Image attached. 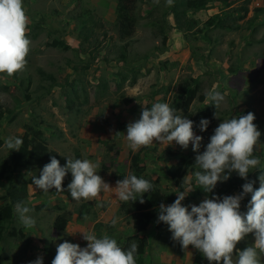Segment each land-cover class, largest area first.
Segmentation results:
<instances>
[{
	"label": "rangeland",
	"instance_id": "1",
	"mask_svg": "<svg viewBox=\"0 0 264 264\" xmlns=\"http://www.w3.org/2000/svg\"><path fill=\"white\" fill-rule=\"evenodd\" d=\"M261 3L264 0H250L246 16L238 22V30H206V35L198 39V35L190 34L194 29L186 36L175 26L172 17L167 16L165 23L171 28L162 43V37L154 35L157 26L152 19H162L163 9L153 3L146 5L135 0L134 32L120 40L115 20L116 0H23L30 21L27 35L31 48L23 72L10 78L0 74V101L5 112L11 110V115L0 123V161L7 160L13 151L7 149L5 139L27 138V127L31 126L45 139L50 150L69 158H74L77 152L81 159L99 161L98 175L113 189L101 193L98 199L77 202L72 198L56 200L48 193L34 190L29 180L34 175L39 178L38 170L0 179V205L9 201L8 185L20 187L28 182L22 202L33 209L30 215L36 221L33 228H25L15 212L16 203L13 205V218L0 245L4 264H32L37 257L43 258V264H51L62 242L86 247L81 232L87 231H94L98 237L108 234L119 245L146 240L140 264H209L192 246L185 250L179 242L170 245L172 234L165 233L156 239L155 230L149 227L145 233L134 236L130 225L131 203L122 202L115 195L119 176L131 174V161L136 154L144 168L139 178L156 180L163 192L176 191L165 176V169L175 164L179 155L191 159V169L183 180L185 191L193 190L191 181L197 185L194 172L199 171L194 164L195 156L199 153L193 152L191 144L182 149L175 142L168 146L154 143L145 154L144 147L134 152L128 147L126 127L120 124L138 120L142 108L148 105L161 102L170 106L178 84L186 78L195 79L193 84H187L190 90H195L190 119L198 126L201 119L209 121L206 131L194 130L203 138L200 153L222 120L248 112L254 114V123L261 133L255 153L260 157L261 170L251 171L243 184L228 196L240 195L242 186L250 181L254 182L253 189H257L258 177L264 170V14L257 16L253 25L246 22L253 17L255 4ZM242 4V0L230 6L210 3L188 12L187 18L198 21L200 26L212 15ZM150 10H153L151 17ZM84 11L89 14L85 15ZM79 13L84 17L90 15L91 32L94 37L98 35L94 48L89 49L81 41V25L74 19L70 21ZM54 39L67 43L69 49L50 47ZM126 42V58L118 61L116 51ZM47 74L52 75L53 81ZM212 90L225 96L217 110L207 99ZM154 91L158 94L151 97ZM200 96L204 97L203 102H199ZM181 113L177 110L176 114L181 116ZM191 193L181 202L189 211L190 206H198L206 197L191 198ZM250 199V193L244 194L241 213H246ZM154 211L158 213L159 208ZM113 218L117 219L115 226L111 224ZM11 231L14 236L8 235ZM253 244L254 235L250 233L236 247L242 251Z\"/></svg>",
	"mask_w": 264,
	"mask_h": 264
},
{
	"label": "clouds",
	"instance_id": "2",
	"mask_svg": "<svg viewBox=\"0 0 264 264\" xmlns=\"http://www.w3.org/2000/svg\"><path fill=\"white\" fill-rule=\"evenodd\" d=\"M154 2L159 4V0ZM173 2L174 0H166V5L171 7ZM255 5L254 8L262 7V3ZM29 22L23 0H0V74L10 78L26 69V57L31 48L27 35ZM207 99L209 105H214L217 110L225 101V96L218 90H212L208 92ZM176 113L177 110L168 103L157 102L150 108L143 107L139 119L126 127L128 147L135 152L142 147H151L154 143L168 146L175 142L182 149H187L191 144L193 152L199 153L195 156L194 163L199 168V171L194 172L195 182L205 193H212L217 183L228 180L233 172L246 180L251 171L260 169V157L255 153L260 145L261 133L254 123L253 113L222 120L214 129V134L202 153L199 150L203 138L195 134L194 122ZM208 124L207 119H201L200 131H206ZM118 134L120 133L115 135ZM22 145V137L5 139V146L9 150L19 151ZM65 158L66 164L61 166L59 160L51 157L50 162L41 171L38 170L39 178L35 175L31 177L34 190L48 193L56 200H70L64 196L54 197L50 193L51 189L56 192L65 191L62 183L69 172L72 179L67 191L74 201L98 199L101 193L113 189L98 175L99 161ZM258 179L259 187L255 190L254 182L250 181L242 186L240 195L224 196L222 199L215 195L212 198L206 196L198 206H190V211L181 202L193 190L189 188L187 191H179L172 204L161 203L154 207L159 208L158 213L152 208L158 221L168 225L160 232V236L165 233L172 234V239L178 241L182 249L192 246L209 264H261V258L264 257V170ZM153 187L148 179L129 174L116 182L115 195L128 204L136 201L143 204L144 194L153 192ZM248 193L251 194V199L247 211L241 213L240 201ZM32 211L22 201L15 204V212L27 229L33 228L36 223L30 215ZM116 223L117 219L113 218L111 224L115 226ZM130 225L134 232L132 222ZM149 227L155 230L157 239L155 226H148L146 231ZM81 233L87 246L81 248L79 244L62 242L58 244L51 264H136L139 249L137 242H132L125 250L108 234L98 237L94 231ZM250 233L254 235V244L242 251L237 249V244ZM125 244L129 242L121 245ZM145 244L146 248V240ZM32 264H43V258L37 257Z\"/></svg>",
	"mask_w": 264,
	"mask_h": 264
},
{
	"label": "trees",
	"instance_id": "3",
	"mask_svg": "<svg viewBox=\"0 0 264 264\" xmlns=\"http://www.w3.org/2000/svg\"><path fill=\"white\" fill-rule=\"evenodd\" d=\"M237 0H174L173 6L169 7L166 5V0H159V4H156L154 0H142L143 4H154L156 7H161L163 12L161 14V18L159 20L152 19L157 26L156 31L154 32L155 36L162 37V43H164L166 39V32L171 27L165 23V18L167 16H171L175 26L181 30L184 35L188 36L190 33L193 37L194 35H206V30L211 29H225V30H238V22L239 20H243L248 12L247 4L250 0H242L243 4L239 7H234L225 10L224 12H220L217 14L212 15L208 18L204 23L200 26L198 21L191 20L187 18V13L192 10H197L200 8L207 7L210 3H219L220 6H230L231 3ZM153 5H151L152 7ZM135 9V0H116V7H115V20L117 24V32L118 37L120 40H124L129 38L132 33L134 32L135 27V17L133 11ZM85 15L89 14V11H84ZM153 10L148 12V16H152ZM264 14V3L262 4L261 8H254L253 9V17L247 20L248 25H253L255 22V18L259 15ZM75 20L77 25H81L80 29L82 31V42L87 43V47L89 49L94 48V44L98 42V35L94 37L93 33L91 32V27L89 26L90 15L88 17H84L83 14H76L74 18H71L70 21ZM88 19V20H87ZM163 23V25H159ZM165 23V24H164ZM264 23V22H263ZM199 26V27H198ZM194 29V30H193ZM189 30H193L188 32ZM204 33V34H203ZM77 38V37H76ZM80 39V37H79ZM128 42H126L123 46L120 47L116 51V56L118 61H124L126 56V49H127ZM50 47L59 48L62 50L69 49L67 43L62 40L54 39L50 43ZM49 80L53 81V77L51 74H47L46 76ZM195 79L186 78L183 80L182 83L178 84L177 92L174 94L172 102L170 103V107L182 111V115L188 119L191 118L192 111L190 107L195 100V90H190L187 84H193ZM155 94H158V91H154L151 94V97ZM26 99L29 97L27 95L24 96ZM199 102L204 101V97L200 96L198 98ZM126 101V100H125ZM150 108L151 106H146ZM189 111V112H188ZM6 113H8L6 115ZM11 115V110L5 112L3 105L0 101V123ZM191 120V119H190ZM123 125L127 127V123H121L120 126ZM28 136L27 138L23 137V145L19 151L13 150L8 154V158L5 161H0V179H4L6 177L13 178L17 173L21 171H28V170H39L41 171L43 167L50 162L51 157H55L59 160L60 165L64 166L66 164V158L53 150H50L47 145L46 141L40 133L34 129V127L28 126ZM199 126L197 123H194L193 130H198ZM2 143L0 140V147ZM149 153V148H144L143 153ZM74 158H79L80 154L75 153ZM193 161L191 159H186L185 156L179 155L175 164L168 166L165 169V176L174 184L177 191H169L163 192L157 181H152L153 183V192L145 193L143 198L145 202L143 204L139 203V201L131 203V222L132 228L136 235L144 233L148 226L154 225L157 230V239L161 235L162 232L168 225L159 222L158 216L152 211L154 207H158L161 203L164 205L172 204L177 199V193L179 191L185 190V182L183 180L184 175L187 173L188 169H191ZM131 174L136 175L138 178L144 172V168L140 166V159L138 154H136L132 161H131ZM250 174V173H249ZM248 174V175H249ZM123 175L119 176V179H123ZM71 173L69 172L64 181L62 183V187L65 189L64 192H56L55 189H51L50 193L54 197L64 196L67 199H71L70 193L67 191V186L71 182ZM245 179H242L238 176L237 173L233 172L230 178L226 181H223V186L216 185L215 189L212 193H205L203 189L200 188L199 185H194V180L191 181L193 184V193L191 194V198H197L200 195H205L207 197H212L213 195L217 197H221L223 195L228 196L233 190L237 189L239 186L243 184ZM29 183H32V180H29ZM27 184V182H26ZM7 197L9 201L7 203H3L0 205V245L4 239V235L6 233V228L8 223L13 218V205L17 202H21L23 197L26 196V186L21 185L20 187H14L13 185L7 186ZM186 199V197H185ZM185 199L183 201H185ZM182 201V202H183ZM9 236H14L15 233L13 231L9 232ZM135 235V236H136ZM172 242H178L173 239L168 241L170 245H173ZM139 249L136 256V264H140L141 256L145 250V240H139ZM125 250L128 249L130 244L120 245ZM0 264H3V258L1 256L0 251Z\"/></svg>",
	"mask_w": 264,
	"mask_h": 264
}]
</instances>
